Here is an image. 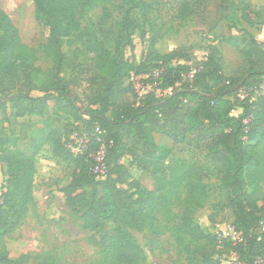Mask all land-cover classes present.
I'll list each match as a JSON object with an SVG mask.
<instances>
[{
  "label": "trees",
  "instance_id": "trees-1",
  "mask_svg": "<svg viewBox=\"0 0 264 264\" xmlns=\"http://www.w3.org/2000/svg\"><path fill=\"white\" fill-rule=\"evenodd\" d=\"M33 2L36 19L48 30L44 53L53 66L38 84L35 73L41 71L30 63V49L0 7V138H4L0 147L8 143L1 117L8 101L19 107L17 116L43 119L44 134L37 127L21 139H33L34 153L46 142L53 143L54 152L73 164L71 180L63 194L65 206L77 218L81 231L93 233L107 222L122 225L110 238L88 237L90 244L98 243L101 249L97 263H146V254L129 229L154 228L155 235L171 231L193 244L214 242L216 237L195 223L190 208L204 207L217 191L220 198L212 204V212L230 210L233 226L244 238L239 243L224 238L223 243L242 264H264V92L252 90L264 83V71L231 77L217 72L210 81L211 67L221 69L215 60L217 49L209 51L203 60L185 57L183 63H178L173 61L174 52H158L155 39L134 64L124 55L127 45L134 48L132 37L124 41L122 32H116L108 23L107 5L128 21L136 8L135 0ZM98 7L103 13L96 25L83 27V15ZM193 13L190 0H177V20H188ZM76 42L83 49L72 50V58H68L64 48L70 50ZM192 67L196 69L194 77L185 78ZM155 69L162 71L160 88H171L172 94L158 97L149 92L138 98L131 76L147 75ZM66 71L68 75H63ZM241 89L247 92L242 99L238 96ZM35 91L42 95H33ZM21 100L25 106H19ZM51 103L71 120L51 114ZM95 125L105 132L104 179H97L92 172L93 155L101 145L96 141ZM156 132L169 136L174 145L191 136L208 140L215 170L206 172L198 164L179 159L167 162L154 137ZM73 133L90 135L92 142L87 150L76 154L66 146L63 138ZM14 152V156L4 155L12 175L0 203V264H29V256L13 257L5 245V238L16 230L33 201L36 171L31 157ZM133 168L153 176L152 189L132 178ZM212 175L220 181L215 188L207 183ZM178 201L186 204L184 215L170 225L174 219L172 207ZM215 219L211 214L210 220ZM158 220H165L162 230L155 229Z\"/></svg>",
  "mask_w": 264,
  "mask_h": 264
},
{
  "label": "rangeland",
  "instance_id": "rangeland-1",
  "mask_svg": "<svg viewBox=\"0 0 264 264\" xmlns=\"http://www.w3.org/2000/svg\"><path fill=\"white\" fill-rule=\"evenodd\" d=\"M190 1L194 13L185 21L176 18L177 0H135L136 8L128 21L112 5H107L110 15L108 23L116 32H122L124 41H127V36L132 37L134 48L127 45L124 49L125 57L138 64L151 40L155 39L158 52H174L173 61L178 63H183L185 57L202 60L209 51L217 49L215 60L221 69L216 71L214 66L211 67L210 81L217 72L231 77L243 76L249 71H264V0ZM0 7L12 19L20 31L23 43L30 49V55H33L30 63L41 71L35 73V79L38 84H42L46 74L52 69L53 61L44 53L48 30L36 19L33 0H0ZM102 13L101 7L88 10L81 18L82 26L93 28ZM74 49L82 50L83 46L80 42L73 44L70 50L66 46L64 52L68 58H72ZM65 74L68 75V71L63 73ZM144 79L145 76L142 75L133 80L139 92L144 89ZM78 92L82 94V90ZM33 95L42 93L35 91ZM15 104L8 101L7 110L1 112L3 134L7 136L8 143L3 148L0 147V203L4 200L3 194L8 191L12 175L5 154L14 156L16 150L27 154L33 160L36 171L33 201L28 205L25 217L20 220L16 230L5 238L10 255L29 256V264H98L101 249L98 243L90 244L88 237L94 235L110 238L122 225L107 222L93 233L81 231L77 218L65 206L63 194L64 187L71 180L73 164L57 155L54 144L50 142H46L38 153H34L33 139L21 138L24 134L30 136L37 127L44 134L43 119L38 116H17L19 107L16 108ZM25 105L26 102H19L20 107ZM49 112L54 116H61L63 120H71L54 103L49 106ZM30 125L34 127L30 128ZM74 136L73 133L63 138L70 149ZM154 137L163 149L167 162L179 159L198 164L206 172L214 169L209 157L208 140L191 136L186 142L174 145L173 140L162 132L154 133ZM2 139L4 138L1 137L0 141ZM132 178L149 189L154 186V178L150 173L133 168ZM207 183L215 188L220 181L212 175ZM90 191L89 188L87 193ZM218 195L214 191L204 207L190 208L195 223L205 233L215 236L214 242L193 244L189 238L171 231L155 235L154 228L142 231L129 229L131 237L146 254L145 264H242L238 255L225 246L223 238L219 237L233 226L234 217L230 210L222 212L216 209L212 212V204L220 198ZM185 208L186 204L182 201L173 205L174 219L172 218L170 225L181 219ZM211 214L216 216L215 221L210 220ZM164 224L165 220H158L155 229L162 230Z\"/></svg>",
  "mask_w": 264,
  "mask_h": 264
},
{
  "label": "built area",
  "instance_id": "built-area-1",
  "mask_svg": "<svg viewBox=\"0 0 264 264\" xmlns=\"http://www.w3.org/2000/svg\"><path fill=\"white\" fill-rule=\"evenodd\" d=\"M161 72H162L161 69H155L150 74L144 75L145 84H143L144 85L143 91L139 92L136 90L138 94V98L144 96L145 94L149 92H154L158 97H163V96L172 94L171 88H167L164 90L160 88V84L162 83L159 80ZM195 72H196L195 67H192L189 73L186 76L184 75V77L187 79H192L194 77ZM136 77H139V76H136L133 74L131 76V81L133 82V80ZM149 78H151V82H146V80ZM252 90H254L255 92H258V91L264 92V83H262L259 88L256 86L253 87ZM238 96L239 98L242 99L247 96V92L244 89H241L239 91ZM94 132L96 135V141L101 143V145H100L99 150L93 155L95 164H94V167L92 168V172L96 176L97 179H104L107 174V164L105 161V145H104L105 132L100 128L99 125H95ZM74 134H75V136L73 137L74 143L73 145H71V150L76 154L82 153L88 149L90 143L92 142V139L90 135L86 133L84 134L74 133ZM219 237L223 239L229 238L235 243L244 242L242 233L237 231L234 226L229 227L228 231L223 233V235H219Z\"/></svg>",
  "mask_w": 264,
  "mask_h": 264
}]
</instances>
